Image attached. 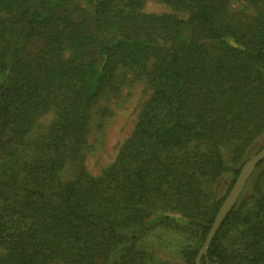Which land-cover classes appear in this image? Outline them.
Wrapping results in <instances>:
<instances>
[{
  "label": "trees",
  "instance_id": "trees-1",
  "mask_svg": "<svg viewBox=\"0 0 264 264\" xmlns=\"http://www.w3.org/2000/svg\"><path fill=\"white\" fill-rule=\"evenodd\" d=\"M146 1L0 0V264H198L264 138V0ZM130 72L150 97L95 176ZM199 264H264V160Z\"/></svg>",
  "mask_w": 264,
  "mask_h": 264
},
{
  "label": "rangeland",
  "instance_id": "rangeland-1",
  "mask_svg": "<svg viewBox=\"0 0 264 264\" xmlns=\"http://www.w3.org/2000/svg\"><path fill=\"white\" fill-rule=\"evenodd\" d=\"M144 9L149 13L169 11L167 6L155 0H147ZM128 74L127 82L121 85V93L105 94L94 109L99 118L102 109H107L109 113L106 117L102 116V127L93 128L89 135L86 166L88 171L95 176L100 175L104 169L114 162L120 146L133 133L138 114L151 94V89L144 77L136 78L135 74L131 72ZM51 117L52 115H48L47 120ZM263 143L264 138L258 140L250 149L249 154L253 156L257 153L255 151ZM65 176H69L67 171ZM222 181L226 182H221V187L229 182V176L226 175ZM161 255L164 258H175L167 251H163Z\"/></svg>",
  "mask_w": 264,
  "mask_h": 264
},
{
  "label": "water",
  "instance_id": "water-1",
  "mask_svg": "<svg viewBox=\"0 0 264 264\" xmlns=\"http://www.w3.org/2000/svg\"><path fill=\"white\" fill-rule=\"evenodd\" d=\"M264 160V146L253 156H251L242 166V169L232 187L229 194L225 198L221 208L219 209L215 220L212 224L209 234L205 240V243L200 250L198 255L197 261L199 264L201 256L207 252L208 245L210 244L211 240L213 239L215 233L217 232L218 228L220 227L224 218L230 213V211L234 208L236 203L238 202L242 192L244 191L245 186L247 185L249 179L256 171L259 163Z\"/></svg>",
  "mask_w": 264,
  "mask_h": 264
}]
</instances>
